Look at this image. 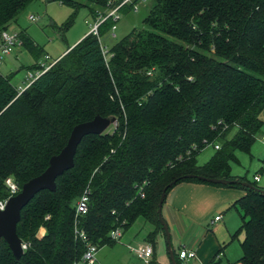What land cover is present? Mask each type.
<instances>
[{
  "label": "trees",
  "instance_id": "16d2710c",
  "mask_svg": "<svg viewBox=\"0 0 264 264\" xmlns=\"http://www.w3.org/2000/svg\"><path fill=\"white\" fill-rule=\"evenodd\" d=\"M35 1L0 0V32ZM58 1L73 9V23L84 8L95 20L105 16L110 0ZM151 1L144 27L110 48L108 60L101 38L112 32L111 18L22 93L0 73V202L11 195L7 179L22 189L45 172L77 125L96 117L117 122L111 132L85 137L56 190L40 192L24 208L17 232L28 248L17 258L2 240L0 264L80 259L76 205L86 190L89 211L80 228L92 242L114 245L113 230L126 232L143 218L156 226L149 239L153 264H160L154 242L165 236L161 194L172 182L167 195L182 182L207 183L182 179L190 175L239 182L226 185L246 192L230 208L241 218L233 240L244 234L242 264H264V189L232 174L237 153H250L264 127V0ZM21 37L38 60L42 48ZM210 145L220 149L201 166L198 157ZM219 255L210 264H222Z\"/></svg>",
  "mask_w": 264,
  "mask_h": 264
},
{
  "label": "rangeland",
  "instance_id": "374dc122",
  "mask_svg": "<svg viewBox=\"0 0 264 264\" xmlns=\"http://www.w3.org/2000/svg\"><path fill=\"white\" fill-rule=\"evenodd\" d=\"M151 5L152 1L147 0L140 5L138 11L122 14L119 21L116 23L117 30L101 38L103 47L110 49L121 39L129 35L134 29H142ZM72 13L73 9L71 7L62 4L58 0H38L29 5L27 9L19 15L17 21L10 25L9 28L11 31L26 33L38 46H40V48H42L40 58L35 60L24 47H20L17 50L18 56H14L11 60L9 58L0 68L1 74L11 76V82L18 90L25 87L28 72L36 63L54 62L66 51L68 46L72 47L75 43H78V41H82L85 34H89L90 29L95 24V20L94 17L89 14L88 9H82L73 23H71ZM30 15L37 16L38 21L30 22ZM261 118L264 120V112ZM116 124L117 122L115 120L114 124L107 132L114 130ZM211 153H216L213 145L208 146L202 151L199 155L202 156L200 161L206 159ZM209 159L210 157L206 162L209 161ZM237 159L238 162L233 164L235 175L253 183L255 175L261 173L262 180H264V127L262 132L258 135L251 152H238ZM206 162H203V164ZM258 186L260 187L261 183H258ZM230 217L231 226L237 227L235 231L238 232L241 227L238 215H231ZM149 228H151V226L143 218H139L129 230L123 232V238L120 241L116 242L114 245H106L99 249L97 254L99 264H145L134 255L129 249V245H135L138 242L144 241ZM44 232L45 231L42 230L41 234ZM238 239H240V241L244 239V234L240 233ZM238 239L231 241L232 245L229 261L232 264H240L242 251ZM154 245L156 246V263H170L166 237L163 239H155Z\"/></svg>",
  "mask_w": 264,
  "mask_h": 264
},
{
  "label": "crops",
  "instance_id": "0c3cea01",
  "mask_svg": "<svg viewBox=\"0 0 264 264\" xmlns=\"http://www.w3.org/2000/svg\"><path fill=\"white\" fill-rule=\"evenodd\" d=\"M89 34H85L84 38ZM73 46H68L66 51L58 58L64 56ZM14 56H18L17 51ZM235 133L236 130L231 133L230 137ZM214 154L211 153L203 161H200L202 156H199V165L202 166L208 163ZM209 157V161L206 162ZM203 162L206 163L203 164ZM232 174L238 177L234 174L233 165ZM256 177L260 179L257 182L261 183L260 188L264 189V180H262L261 173L255 175L253 182H256ZM245 195L246 192L239 188L207 183L182 182L176 185L168 193L163 207V218L171 232L173 250L177 253L183 249L194 251L196 258L188 262V264H210L219 254L222 264H232L229 261V255H231V241H233V235L237 227L231 226L230 216L238 215L240 222L241 218L235 210L230 208L234 202ZM217 217H221V220L216 221ZM146 222L151 228L147 231L146 239L136 244L150 243L149 236L156 231L154 224ZM164 237L163 234H159L156 239H163ZM238 240L240 243L243 239L241 241L240 239ZM241 257L242 254L240 259ZM240 264L242 263L240 262Z\"/></svg>",
  "mask_w": 264,
  "mask_h": 264
},
{
  "label": "water",
  "instance_id": "95a60500",
  "mask_svg": "<svg viewBox=\"0 0 264 264\" xmlns=\"http://www.w3.org/2000/svg\"><path fill=\"white\" fill-rule=\"evenodd\" d=\"M114 122L115 119L96 117L94 120L81 123L73 129L66 147L58 155L51 158L49 167L46 171L26 183L18 195L11 197L7 202L5 210L0 209V246L1 241L4 240L9 245L15 257L20 258L23 255L22 241L18 236L17 229L24 208H26L40 192L45 190H56L57 179L74 167L78 147L85 137L106 133ZM182 179H198L207 183L224 186L239 183L238 181L195 175L185 176ZM175 183L176 182H172L164 188L158 208V218L165 232L168 253L172 264L178 263L172 247L171 232L163 218V207L167 197V191ZM242 185L245 187H252L246 182H243Z\"/></svg>",
  "mask_w": 264,
  "mask_h": 264
},
{
  "label": "built area",
  "instance_id": "2783aa9c",
  "mask_svg": "<svg viewBox=\"0 0 264 264\" xmlns=\"http://www.w3.org/2000/svg\"><path fill=\"white\" fill-rule=\"evenodd\" d=\"M147 0H110L109 1V9L105 16H100L95 20V24L91 28V33L95 35H99V27L102 23H104L107 19L111 18L115 22V25L112 27V32L117 30L116 23L119 21L122 14V9L131 6L132 12L138 11L140 9V5L146 2ZM30 22H37L38 17L35 15H30ZM23 47V39L21 37V33L17 31H11L10 28L3 30L0 32V68L4 65L6 60L15 55L16 51ZM103 54L105 58L108 60L110 58L109 49L103 47ZM54 62L51 63H43L40 62L37 64L38 68L35 70H30L28 72L26 78V85L24 88L19 90L20 93L28 89L41 75L50 70ZM151 74V73H149ZM216 149H220L219 146L215 147ZM259 177L255 178V181L258 182ZM10 189V197L4 201L0 202V209L5 210L8 200L18 195L21 192L18 184L12 179L9 178L6 181ZM89 198L90 192L86 190L84 194L80 197L76 205V224H75V234L77 240L84 244V253L80 259H77L73 262V264H99L97 259V254L99 252V246L94 244L88 234L80 228V217L86 215L89 211ZM221 220V217H217L216 221ZM110 237L112 240L118 242L123 238V231L120 228L113 230L110 233ZM23 251L27 250L28 245L22 243ZM129 249L134 253V255L144 262L145 264H153L155 250L152 244L144 242L135 245H129ZM180 259L188 264V262L192 261L196 258V253L194 251H189L187 249H183L179 252Z\"/></svg>",
  "mask_w": 264,
  "mask_h": 264
}]
</instances>
